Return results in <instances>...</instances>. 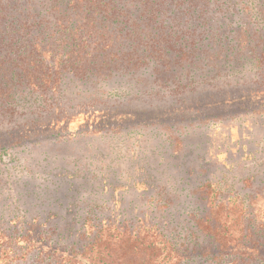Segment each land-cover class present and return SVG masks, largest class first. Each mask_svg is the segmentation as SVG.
Here are the masks:
<instances>
[{
	"label": "trees",
	"instance_id": "trees-1",
	"mask_svg": "<svg viewBox=\"0 0 264 264\" xmlns=\"http://www.w3.org/2000/svg\"><path fill=\"white\" fill-rule=\"evenodd\" d=\"M248 112L264 115V0H0V162L75 116L95 141L176 114L177 147L210 117ZM59 133L53 168L20 176L13 204L0 175V264H264L263 179L194 185L207 169L189 166L177 188L152 175L123 188L79 171ZM108 187L120 199H98Z\"/></svg>",
	"mask_w": 264,
	"mask_h": 264
},
{
	"label": "rangeland",
	"instance_id": "rangeland-1",
	"mask_svg": "<svg viewBox=\"0 0 264 264\" xmlns=\"http://www.w3.org/2000/svg\"><path fill=\"white\" fill-rule=\"evenodd\" d=\"M190 114L197 117L204 115ZM175 116L177 115L171 114L170 119L164 121V125L147 128L143 136L133 133L129 138L121 135L114 136L112 132H109L111 136L108 135L106 138L95 141L89 140L92 139L89 133L79 136V132L85 130L80 126L83 124L87 127L89 124V122L83 123V118H87L86 116H75L69 126H61L59 130L33 134L22 143L23 145L21 144L22 146L20 145V148L8 150L4 158L5 162H0V175L4 176L8 169L11 175L8 180L9 185L5 188L9 193L7 194L10 196V203H15V198L19 197L18 192H21L19 182H17L20 176H25L29 170L31 173L38 170L46 177L48 171L53 168L51 165L53 159L49 160L48 155L52 156L53 152L50 149L56 150V145H47L51 139L47 138L50 134L59 132V137L62 139L75 138L71 146L64 149L71 153L69 160L75 162L73 164L79 171L81 166L93 171H101L106 174L102 182L107 179L108 184L111 182L113 185L122 184L123 188L132 182L131 176L142 179L147 178L144 177L146 175L155 176L156 180H160L168 189L169 187L177 188L181 176L184 175V169L189 166L196 169L201 166L207 169L201 177L190 179L194 185L208 179L214 181L224 179L230 184L240 186L243 179L252 175L255 176L253 181L264 180V115L258 112H248L246 115H235L224 119L210 117V120L205 121V125L194 127L195 129L184 138L182 145L178 144L177 147L175 139L179 137V130L175 132L165 127V124L168 127L173 124L174 126L180 125V122L175 121L178 120L177 118L171 119ZM88 141H91L90 144ZM63 147L62 145L61 149ZM175 148H180V153L185 154V164L180 157L171 156ZM78 160L82 162L80 166L76 162ZM57 162L65 163L60 157ZM46 164L49 166L44 168ZM167 165H169L168 168H166ZM121 172L122 179L119 177ZM133 192L132 188V192L130 190L125 195L127 203L141 197L142 191L138 190L135 194ZM121 193L123 192L118 190L114 197L112 188L108 187L104 195L98 194L97 196L98 199L115 198L118 200ZM0 203V209L3 204H7L4 197L0 199ZM130 207L135 208L136 205L132 204Z\"/></svg>",
	"mask_w": 264,
	"mask_h": 264
}]
</instances>
